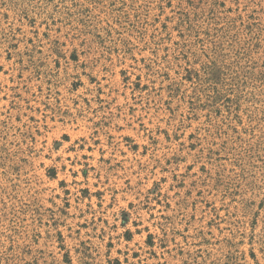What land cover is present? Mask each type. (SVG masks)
Listing matches in <instances>:
<instances>
[{
    "label": "rangeland",
    "instance_id": "374dc122",
    "mask_svg": "<svg viewBox=\"0 0 264 264\" xmlns=\"http://www.w3.org/2000/svg\"><path fill=\"white\" fill-rule=\"evenodd\" d=\"M0 264H264V0H0Z\"/></svg>",
    "mask_w": 264,
    "mask_h": 264
}]
</instances>
